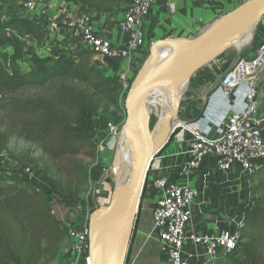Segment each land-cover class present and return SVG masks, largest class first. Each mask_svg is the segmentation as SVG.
Instances as JSON below:
<instances>
[{
  "label": "trees",
  "instance_id": "obj_1",
  "mask_svg": "<svg viewBox=\"0 0 264 264\" xmlns=\"http://www.w3.org/2000/svg\"><path fill=\"white\" fill-rule=\"evenodd\" d=\"M62 1L100 14L121 13L129 3ZM49 40L47 23L41 20L14 17L0 21V47L12 49V53L0 52V111L4 117L0 151L12 138L36 145L46 158L43 173L49 177L39 185L40 181L30 182L22 175L24 169L0 170V264L64 261L69 228L55 214L52 203L56 200L72 209L88 206L91 175L81 155L94 158L98 133L108 129L112 118L121 119L119 113L126 115V93L135 78L124 86L110 72L94 69L99 65L93 60L97 53L89 48L42 57L36 47H45ZM256 49H249L250 54ZM28 60L34 61L32 68L25 66ZM256 100L259 113H264V81ZM31 163L37 165L38 159ZM249 180L235 247L208 264H264V162L254 167Z\"/></svg>",
  "mask_w": 264,
  "mask_h": 264
},
{
  "label": "crops",
  "instance_id": "obj_2",
  "mask_svg": "<svg viewBox=\"0 0 264 264\" xmlns=\"http://www.w3.org/2000/svg\"><path fill=\"white\" fill-rule=\"evenodd\" d=\"M227 3L228 0H154L150 14L142 23L145 46L130 51L129 57L120 60L109 56L95 55L93 60L98 61L99 65L93 66V68L104 73L110 72L124 86H127L129 80L136 77L143 68L147 52L148 50L150 52V47L157 38H170L179 35L195 38L201 34L202 30L210 27L216 19L218 20L228 13L225 11ZM39 6L35 10L36 13L30 11L32 14L28 19L41 20L48 24L50 20L63 16L61 13L74 20L88 14L94 20L95 32L111 39L115 45L124 48L128 46L127 36L119 29L123 12L100 14L80 4L61 0H46L45 4ZM236 46L241 48L244 45L237 44ZM72 48L87 47L79 38L74 37L70 30L61 29L55 38L46 43L45 47H36V50L42 57H59ZM3 51L12 53V49L8 46L0 47V52ZM228 63L229 57H224L211 67L200 69L193 75L192 78L199 82L190 87L180 109L184 116L182 122L187 126L185 140L178 141L175 138L166 143L158 152L160 169L147 177L126 264H165L166 261L165 249L158 233L153 228L152 212L158 197L152 186L155 176L164 175L181 183L188 182L198 191L192 208V218L186 230L187 237L209 233L217 234L223 230H230L229 222L238 215H243L249 197L250 182V174L243 167L235 164L229 170H223L220 167L219 158L209 156L204 159L199 168L189 169L191 161L189 149L196 138L195 133L198 132L205 137H217L216 127L210 117L217 118L242 107L241 98L244 95L245 87L236 91L229 102L214 93ZM25 66L32 68L34 61L28 60ZM187 84L188 82H186L184 91ZM261 116L264 118V113H261ZM180 124V121L176 123L178 126ZM47 182L48 178L40 181L39 185H44ZM54 202L58 205L55 214L67 224L68 228L80 226L82 218L78 208L72 209L59 204L56 200ZM71 248L72 242L69 240L63 251L64 261L58 264H66L70 260ZM188 251L195 253V247L191 242L188 243Z\"/></svg>",
  "mask_w": 264,
  "mask_h": 264
},
{
  "label": "built area",
  "instance_id": "obj_3",
  "mask_svg": "<svg viewBox=\"0 0 264 264\" xmlns=\"http://www.w3.org/2000/svg\"><path fill=\"white\" fill-rule=\"evenodd\" d=\"M153 1L129 0L125 7L119 29L127 36V48L115 45L111 39L95 32L94 20L88 14L74 20L61 13L63 16H60V19H52L47 24L49 38L53 39L61 29H67L97 55L119 60L129 57L130 51L145 46L142 23L150 14ZM32 8L33 5L31 10ZM263 73L264 38L260 40L255 53L251 57L240 58L215 89V94L229 102L236 91L245 87L241 98L242 107L217 118L210 117L216 127L217 137H205L198 132L195 133L196 138L189 149L191 156L189 169L199 168L209 156L218 157L223 170H229L238 164L248 174L257 163L264 162V118L259 113V104L256 100V84ZM180 123L176 128L180 131L175 138L184 141L187 126L182 121ZM109 129L115 130V127L110 123ZM157 155L158 153L151 161L148 175L160 169V159ZM38 174L39 172L31 168L22 171V175L30 182L39 181ZM152 186L158 194L152 212L153 228L165 249V264H205L206 255L214 259L220 253L229 252L235 247L237 237L233 236L230 230L187 237V226L192 218V208L198 195V191L190 183H181L168 176L159 175L153 178ZM68 234L72 248L70 260L66 264H90L89 226L71 227ZM189 242L194 245L195 253L188 251Z\"/></svg>",
  "mask_w": 264,
  "mask_h": 264
},
{
  "label": "water",
  "instance_id": "obj_4",
  "mask_svg": "<svg viewBox=\"0 0 264 264\" xmlns=\"http://www.w3.org/2000/svg\"><path fill=\"white\" fill-rule=\"evenodd\" d=\"M262 20H264V0H247L220 17L195 38L179 35L170 38H157L152 43L150 54L143 68L134 78L125 99V127L131 130L135 141L134 169L125 187L118 189L117 186L114 190L110 203L95 209L90 214V264H101V244L105 233L121 241L115 264H126L151 161L176 130L165 137L163 144L156 145L153 137L155 128L153 130L150 128L151 110L143 111L146 101L151 99L158 92L157 89L164 84L181 77H185L187 80L193 77L202 67L224 54L238 36L250 28L256 27ZM254 45L255 43L246 50ZM166 47L178 48V52L173 60L162 63L161 51ZM240 58H242L241 54L224 72L217 85L223 82L226 74ZM263 81L264 73L257 81L256 91ZM177 114H179L178 108ZM177 119L180 121L178 115ZM243 218V215H238L229 222L230 232L233 236L237 235ZM224 254L220 253L218 257ZM211 260L210 255L205 256V264Z\"/></svg>",
  "mask_w": 264,
  "mask_h": 264
},
{
  "label": "rangeland",
  "instance_id": "obj_5",
  "mask_svg": "<svg viewBox=\"0 0 264 264\" xmlns=\"http://www.w3.org/2000/svg\"><path fill=\"white\" fill-rule=\"evenodd\" d=\"M62 1V0H61ZM247 0H228L227 8L225 11L229 12L237 6H240ZM65 2V1H64ZM46 0H0V21H4L7 19H11L14 17H26L30 18L32 13H36V9H38L40 4H45ZM32 10H31V7ZM32 11V13L30 12ZM224 11V12H225ZM38 17V16H37ZM60 19V18H58ZM217 20V19H216ZM215 20V21H216ZM212 24V23H211ZM206 29L202 30L204 32ZM253 36L254 38L249 42L246 43V40L239 39L238 42H235V45L232 44L230 47L227 48L224 54L210 62L209 64L205 65L201 69H207L217 63L218 60L229 57L228 66L225 70L229 69L231 64L234 63L235 59L239 54L242 57H251L253 54H250V50L248 49L250 46L255 43L253 47L250 49H255L259 45V42L262 38H264V20H262L254 29H253ZM237 44L244 45L241 48H237ZM246 44V45H245ZM150 52L148 50L147 57L149 56ZM199 81L194 78L188 79V87L186 90L181 94L180 100L178 102V109L179 114L178 118L180 121L184 120V116L181 113L180 109L183 106V101L185 96L190 91V87L194 84H197ZM174 83V82H173ZM129 91V90H128ZM127 91V93H128ZM126 93V95H127ZM156 99V95L154 94L149 102H153ZM160 108L156 105L151 106V118H150V128L153 130L156 128L159 120H160ZM126 112V109H125ZM124 112L119 113V117L121 119L115 120L114 118L111 119V124L115 127V130L108 129L101 131L98 133V146L96 151V156L94 158L89 157L88 153H84L81 155L83 161L88 164L91 181H90V189L86 195L88 200V206L86 208L78 209V212L82 218V223L80 226H89V219L90 214L95 209L108 205L111 201L112 195L114 190L117 188V181L120 180V171L119 169L115 168V154L117 149V143L120 137V133L125 127L126 118H124ZM171 123V121L169 120ZM179 122V120H178ZM0 126L4 127V117L0 111ZM178 127V125H176ZM174 126V127H176ZM176 131H174L168 140L171 142L175 139ZM167 142V143H168ZM31 159H38V164H32ZM46 164V158L43 155V152L40 148L36 145L25 142L22 139L12 138L10 142L7 144V147L0 151V170H13V169H27L31 168L34 171L40 173L38 174V180L44 181L47 179L48 176H45L43 173V167ZM120 176V177H119ZM49 178V177H48ZM143 199V195L141 197ZM141 199V200H142ZM53 211L55 212L58 209L57 203H52ZM79 208V207H78ZM58 264V263H54Z\"/></svg>",
  "mask_w": 264,
  "mask_h": 264
},
{
  "label": "bare ground",
  "instance_id": "obj_6",
  "mask_svg": "<svg viewBox=\"0 0 264 264\" xmlns=\"http://www.w3.org/2000/svg\"><path fill=\"white\" fill-rule=\"evenodd\" d=\"M254 28L255 27H252L242 33L232 44L235 45V42L237 43V40L242 38L243 40H246V43H249L254 38ZM177 52L178 48L175 47L163 48L161 51L162 63H167L173 60ZM186 82H188L187 78L181 77L164 84L161 88L157 89L158 92L155 93L156 99L153 102L147 100L143 107L144 112L150 111V107L154 105L160 108V120L153 132L156 145L163 144L165 137L177 128V126L174 127L178 122L176 115L178 108L177 105L181 94L186 87ZM135 158L136 149L134 137L131 130L128 127H124L117 143L114 161V166L116 169H119L121 175V177L119 176L120 180L117 181L118 189H122L128 183L134 169ZM120 242V239L113 238L111 235L105 233L101 244V264H115Z\"/></svg>",
  "mask_w": 264,
  "mask_h": 264
}]
</instances>
